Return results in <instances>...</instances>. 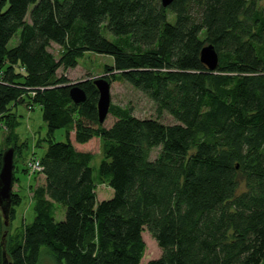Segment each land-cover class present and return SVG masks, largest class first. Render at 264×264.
Wrapping results in <instances>:
<instances>
[{"label":"trees","instance_id":"1","mask_svg":"<svg viewBox=\"0 0 264 264\" xmlns=\"http://www.w3.org/2000/svg\"><path fill=\"white\" fill-rule=\"evenodd\" d=\"M87 51L111 56L103 77L143 93L157 116L112 105L105 126L89 77L73 102L58 70ZM18 104L40 107L45 150L34 216L5 243L0 210V264L3 251L9 264H39L41 246L54 264H142L144 230L161 249L144 264H264V0H0V126L16 150ZM16 180L14 170L8 221Z\"/></svg>","mask_w":264,"mask_h":264},{"label":"rangeland","instance_id":"2","mask_svg":"<svg viewBox=\"0 0 264 264\" xmlns=\"http://www.w3.org/2000/svg\"><path fill=\"white\" fill-rule=\"evenodd\" d=\"M28 18V15H27ZM106 36L112 38L111 34L107 32ZM16 36L9 41V46L15 44ZM50 51L56 59L59 58L60 48L56 44H52ZM112 63V57L105 54H98L95 52L87 51L77 60V65L74 68H68L62 70L59 68L58 74H65L69 79V83H77L85 77L94 79L98 76H103V72L106 65ZM110 83V106L116 105L131 108L132 113L138 117H156L157 112L155 110V104L143 93L133 89L129 84L121 80H114ZM29 108V109H28ZM26 107L24 104H18L12 108L17 116V122H19L14 131L17 134L19 144L24 143L20 149H15V145L12 140L7 141V128L0 126V151L3 152L9 147L14 148L13 153V181H14V170L16 180V188L19 194L22 196L21 203L15 206V216L12 221H8L7 228L8 233L6 234V240L4 237V243L8 241L11 236L20 233L22 224L28 223L32 220L34 216V197L32 194V189L35 187V175L37 170L32 167V162L37 160L40 162L39 157L45 150V143L41 147H36L41 144L42 139L45 136V122L42 119V114L40 107L38 105ZM159 119L166 124H173L176 121L167 112H162L159 115ZM114 117L107 113L106 119L103 122L105 126H110L113 122ZM62 130L58 129L54 133V140H63ZM94 151L93 159L91 160V166L93 168L98 167V164L102 158V152L100 144H95L92 147ZM157 149L151 152L154 156ZM153 158V157H151ZM16 167V168H15ZM25 171H23V169ZM14 186V187H15ZM13 189V185H12ZM102 191H106L104 187L100 188ZM59 210L56 212V218H62L63 207L58 205ZM142 238L145 243L144 257L141 263L144 264L150 259L157 258L161 255V249L158 246L156 240L151 236V234L144 230L142 232ZM39 264H54L53 258L47 251L46 246H41Z\"/></svg>","mask_w":264,"mask_h":264},{"label":"water","instance_id":"3","mask_svg":"<svg viewBox=\"0 0 264 264\" xmlns=\"http://www.w3.org/2000/svg\"><path fill=\"white\" fill-rule=\"evenodd\" d=\"M163 6L169 5L172 0H160ZM200 60L204 63L208 69L213 70L218 64V54L212 44H206L201 48ZM93 84L96 86L98 91L97 99V112L99 122H103L105 119L109 106H110V83L109 81L101 76L93 79ZM69 96L75 103L85 101L86 95L82 88L76 83H70ZM13 153L14 148L9 147L1 153L2 163L0 169V210L4 219V224L8 223L9 209H10V198L12 194L13 185ZM3 264H9L5 251H3Z\"/></svg>","mask_w":264,"mask_h":264},{"label":"built area","instance_id":"4","mask_svg":"<svg viewBox=\"0 0 264 264\" xmlns=\"http://www.w3.org/2000/svg\"><path fill=\"white\" fill-rule=\"evenodd\" d=\"M32 167L38 171H41L42 167L39 161L35 160L32 162Z\"/></svg>","mask_w":264,"mask_h":264},{"label":"crops","instance_id":"5","mask_svg":"<svg viewBox=\"0 0 264 264\" xmlns=\"http://www.w3.org/2000/svg\"><path fill=\"white\" fill-rule=\"evenodd\" d=\"M35 184V183H34Z\"/></svg>","mask_w":264,"mask_h":264}]
</instances>
